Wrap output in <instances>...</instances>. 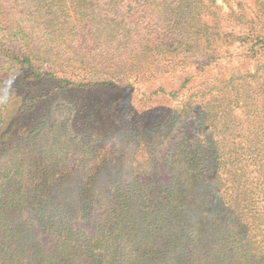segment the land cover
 Listing matches in <instances>:
<instances>
[{
    "label": "trees",
    "instance_id": "1",
    "mask_svg": "<svg viewBox=\"0 0 264 264\" xmlns=\"http://www.w3.org/2000/svg\"><path fill=\"white\" fill-rule=\"evenodd\" d=\"M255 1L259 19L205 0H0V264H264ZM47 81L73 98L62 121ZM192 111L171 183L137 179Z\"/></svg>",
    "mask_w": 264,
    "mask_h": 264
},
{
    "label": "rangeland",
    "instance_id": "2",
    "mask_svg": "<svg viewBox=\"0 0 264 264\" xmlns=\"http://www.w3.org/2000/svg\"><path fill=\"white\" fill-rule=\"evenodd\" d=\"M212 7L218 6L220 11L225 14L231 13H241L244 14L247 18H260L262 17V12L260 10V5L255 0H205ZM264 7V4L262 5ZM5 9V8H4ZM3 10L0 8V14ZM38 34V33H36ZM167 46L172 47L175 45V40L167 41ZM80 45L82 49V53L88 54L89 48L86 42V38L82 37L80 40ZM245 61L241 66L246 68L248 65V61L243 58H236ZM240 60H232L225 59L222 61L220 68H214V73H221L225 77H229L231 72L235 70L237 67L236 64H239ZM251 67V65H250ZM232 68V69H231ZM45 87V99L42 107H47L44 109L45 112L54 110L52 112L53 118L62 121L64 120L66 111L73 113V98L68 94L63 92L58 93L56 87H54L53 83L50 81L44 83ZM100 97L105 99L113 100V99H121L120 93H108V94H100ZM76 98L79 100V96L76 95ZM66 105V107H63ZM235 106H238V102L234 103ZM54 108V109H52ZM72 108V109H71ZM66 110V111H65ZM16 111L13 110V113ZM195 135V111H192L189 115L183 117L175 127V130L171 133V135L166 139L164 144L158 149L156 152V162L152 166H146L141 169L139 172L135 174V177L144 183H153L156 187L168 185L172 181L171 173L167 166V160L169 155V150L172 146L180 142L184 138H192ZM71 161L68 163L70 166H73V152L70 154ZM96 217L101 216L100 212H96ZM25 221L28 224H32L30 216L25 214ZM82 226V225H81ZM36 227V226H35ZM39 231V229L36 227ZM40 242L47 246L49 249H53L55 245V238L52 235L47 234H39Z\"/></svg>",
    "mask_w": 264,
    "mask_h": 264
}]
</instances>
